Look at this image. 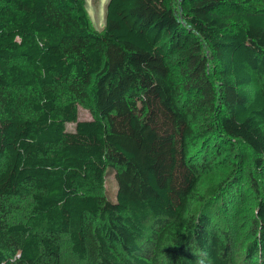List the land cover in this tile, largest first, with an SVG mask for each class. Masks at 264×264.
<instances>
[{"label":"trees","instance_id":"16d2710c","mask_svg":"<svg viewBox=\"0 0 264 264\" xmlns=\"http://www.w3.org/2000/svg\"><path fill=\"white\" fill-rule=\"evenodd\" d=\"M167 261L264 264V0H0V264Z\"/></svg>","mask_w":264,"mask_h":264},{"label":"rangeland","instance_id":"374dc122","mask_svg":"<svg viewBox=\"0 0 264 264\" xmlns=\"http://www.w3.org/2000/svg\"><path fill=\"white\" fill-rule=\"evenodd\" d=\"M109 0H85V8L87 11V14L90 19L91 26L96 29V30H102L105 24V17H106V7L108 4ZM92 118V114L80 107L79 108V119L80 120H89ZM67 130H73L74 128V123H69L66 125ZM223 171H207L204 173L201 177L200 183H199V191L200 193L206 198L209 199V208L210 210L217 219L220 221L225 220L224 219V214L222 208H220L219 205H216L215 203L219 199V195L224 192L223 189H219L218 183L219 181L224 177V172ZM107 187L110 188V193L114 194L116 188L114 186V181L109 180L107 182ZM217 192V195H216ZM215 205V208L213 209ZM208 206V205H207ZM201 209L200 205H196L193 210L195 214H199ZM207 207H203V210L206 211ZM213 209V210H212ZM239 254H241L242 249L239 248L237 251ZM167 264H172L170 261H167Z\"/></svg>","mask_w":264,"mask_h":264}]
</instances>
